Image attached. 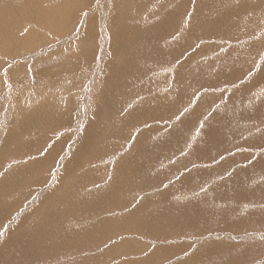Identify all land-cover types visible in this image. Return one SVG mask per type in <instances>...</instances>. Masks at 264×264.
<instances>
[{
	"label": "rangeland",
	"instance_id": "1",
	"mask_svg": "<svg viewBox=\"0 0 264 264\" xmlns=\"http://www.w3.org/2000/svg\"><path fill=\"white\" fill-rule=\"evenodd\" d=\"M78 1L80 7L72 6L74 0H11L20 6L7 7L11 25H0V47L12 51L9 56L0 51V237H5L0 247L6 245L0 248V264H264V156L260 159L258 153L264 152V0ZM136 28L141 31L135 40L129 34H136ZM122 39L129 40L131 48ZM120 76H127V84L112 95L107 82ZM139 102L147 113L139 111ZM196 115H201L199 120ZM142 116L158 126L159 133L150 140H142L148 128L139 123ZM205 127L210 130L195 136ZM96 130L103 132L98 139ZM164 130L165 142L159 135ZM91 139L95 150L98 142L99 152L106 153L93 177L86 176L85 165L88 155L97 153L87 151L78 160ZM143 141L151 150H141ZM77 149V167L72 169ZM45 158L49 164L42 163ZM222 170L225 174L219 176ZM238 170L250 177L238 175ZM196 176L204 182L193 189L175 186L189 184ZM56 177L60 187L54 207L59 217L36 213L27 225L28 217L22 216L45 195L49 199ZM85 181L89 191L77 190L76 207L64 208L59 192L78 189ZM245 186H254L256 196ZM211 189L214 200L206 197ZM199 198L201 209L194 205ZM70 220L80 221L72 225L78 227L73 231L81 237L79 247L86 239L82 251L74 254L66 249L69 244L56 246V238L65 240L71 232ZM101 221L109 225L104 224L103 235ZM49 222L52 233H42L49 229L38 225ZM18 229L25 231L16 233ZM20 234H25L22 240ZM30 234L38 239L32 242ZM100 239L104 245L98 246ZM131 249L138 255L124 256Z\"/></svg>",
	"mask_w": 264,
	"mask_h": 264
},
{
	"label": "bare ground",
	"instance_id": "2",
	"mask_svg": "<svg viewBox=\"0 0 264 264\" xmlns=\"http://www.w3.org/2000/svg\"><path fill=\"white\" fill-rule=\"evenodd\" d=\"M9 1H11V0H9ZM34 1V0H33ZM75 2H76V4H75V2H74V4L72 5V6H74V5H79V3H77V1L76 0H74ZM146 1V0H145ZM39 1H37V3H38ZM79 2V1H78ZM143 2H144V0H143ZM146 2H148V1H146ZM152 2H155L154 0L152 1ZM1 3H4V4H6L5 2H1ZM37 3H36V7H37ZM80 3H81V1H80ZM122 3V5L124 4L123 2H121ZM145 3V2H144ZM10 4V3H9ZM13 4V3H12ZM28 4V3H27ZM104 4V3H103ZM127 4V6H128V3H126ZM137 5H143V4H141V2L138 4V3H136ZM148 4V3H147ZM150 5H152V4H150ZM4 5H1L0 4V25H2V24H10L11 25V22L10 21H7V19L6 18H9V17H7L6 15H7V10L5 11V9H3L2 7H3ZM5 6H7V5H5ZM12 6V5H11ZM14 6V5H13ZM20 6V5H19ZM30 6V5H29ZM33 6H35V5H33ZM41 6V5H40ZM46 6V5H45ZM75 6V8H78V7H80V6ZM30 7H32V6H30ZM59 7V6H58ZM66 8H67V6H65ZM68 7H70V5H68ZM124 7H126L125 6V4H124ZM137 7H139V6H137ZM161 7V6H160ZM5 8V7H4ZM34 8V7H33ZM43 8V7H42ZM50 8V7H49ZM74 8V7H73ZM72 8V9H73ZM74 8V9H75ZM122 8H123V6H122ZM140 8H141V6H140ZM140 8H138V9H140ZM144 8V7H143ZM8 9H10V10H12V7H10V8H8ZM40 9V8H39ZM38 9V10H39ZM45 9V8H44ZM150 9V8H149ZM155 9V8H154ZM33 10V9H32ZM58 10V9H57ZM56 10V11H57ZM60 10H61V8H60ZM64 10V9H63ZM122 10V9H121ZM141 10H142V8H141ZM141 10H139V11H141ZM144 10V9H143ZM55 11V15H57L58 13H59V11L58 12H56ZM138 11V12H139ZM51 12V11H50ZM54 12V11H53ZM142 13V12H141ZM144 13V12H143ZM158 13H159V11H158ZM20 14H23V13H20ZM38 14V13H37ZM54 14V13H53ZM121 14H123V13H121ZM129 14V13H128ZM147 14H148V12H147ZM160 14V13H159ZM178 13H174V14H171V15H169V17H171V16H173V17H175L176 15H177ZM43 15V14H42ZM52 15V14H51ZM106 15V14H105ZM149 15V14H148ZM9 16V15H8ZM24 16H25V14H24ZM24 16H23V19H24ZM34 16V15H33ZM54 16V15H53ZM58 16V15H57ZM36 17V16H35ZM43 17H46V16H44L43 15ZM42 17V19H44ZM52 17V16H51ZM67 17V16H66ZM135 17V16H134ZM147 17V16H146ZM173 17H171L172 19H173ZM28 18V17H27ZM34 18V17H33ZM50 18V17H49ZM58 18V17H57ZM57 18L56 19H53V20H57ZM68 18V17H67ZM133 18V17H132ZM23 19H21L20 20V22H19V20H16L18 23H19V25H17V26H20L21 25V23H23ZM41 19V20H42ZM59 19V18H58ZM61 19V18H60ZM65 19L66 18H64V21H65ZM131 19V18H130ZM146 19V18H145ZM144 19V20H145ZM156 19V18H155ZM170 19V18H169ZM46 20V19H45ZM140 20V19H139ZM176 20V19H175ZM6 21V22H5ZM46 21H51V19H49V20H46ZM63 21V22H64ZM135 21V20H134ZM167 21V20H166ZM169 21V23H173V21L174 20H168ZM53 22V21H52ZM55 22V21H54ZM56 22H58V20L56 21ZM66 22V21H65ZM28 23V22H27ZM47 23H49V22H47ZM54 24V23H53ZM61 24H62V22H61ZM34 25V24H33ZM49 25V24H48ZM50 25H52V23H50ZM64 25H66V24H64ZM91 25V24H90ZM121 25H123V24H121ZM158 25H159V23H158ZM17 26H14V28H18ZM41 26V25H40ZM43 26V25H42ZM92 26V25H91ZM94 26V25H93ZM153 26V25H152ZM173 25H171V27H172ZM26 27H28V26H26ZM71 27V26H70ZM89 27V26H88ZM156 27H157V25H156ZM159 27H160V25H159ZM170 26L168 25L166 28H165V32L168 34L169 32H171V29L169 28ZM13 28V27H12ZM63 28H64V26H63ZM93 28V27H92ZM96 28V27H95ZM120 28V27H119ZM151 28V27H150ZM153 28V27H152ZM151 28V29H152ZM155 28V27H154ZM153 28V29H154ZM70 29V28H69ZM137 29V33L136 34H134L133 35V33L132 34H129V35H131V37H133V36H136V38H135V40L139 37V32L141 31L140 29H138V28H136ZM136 29H134L135 30V32H136ZM146 29V28H145ZM159 29V28H158ZM162 29V28H161ZM21 30V29H20ZM88 30V29H87ZM95 30V29H94ZM125 30H127V29H125ZM124 30V31H125ZM132 31H133V29H131ZM120 31V30H119ZM143 31V30H142ZM146 31V30H145ZM153 31V30H152ZM152 31L151 30H149V32H151L152 33ZM155 31H157L156 29H154V33H155ZM159 31V30H158ZM85 32H86V30H85ZM93 32V31H92ZM147 32V31H146ZM160 32H161V30H160ZM142 33V32H141ZM140 33V34H141ZM158 33V32H157ZM92 34V33H91ZM148 34V33H147ZM162 34H163V31H162ZM162 34L161 35H159V33H158V36L160 37V36H162ZM84 35V34H83ZM86 35V34H85ZM121 35V34H120ZM119 35V36H120ZM142 35V34H141ZM21 37V36H20ZM113 37V36H112ZM116 37V36H115ZM118 37V36H117ZM153 36H152V34H150V38H152ZM154 37H155V35H154ZM153 37V38H154ZM163 37H164V35H163ZM126 38V37H125ZM129 38H130V36H129ZM7 39V38H6ZM148 39V38H147ZM160 39V38H159ZM115 40V39H114ZM113 40V41H114ZM123 40V39H122ZM141 40H142V38H141ZM125 40H123V42H124ZM139 41V40H138ZM116 42V41H115ZM121 42V41H120ZM132 42V41H131ZM141 43V42H140ZM118 44V43H117ZM116 44V45H117ZM138 44V43H137ZM19 45V44H18ZM112 45V44H111ZM122 45V44H121ZM141 45V44H140ZM148 45H150V44H148ZM7 46V45H6ZM6 46H3V48L2 47H0V51L2 52V54H5L6 56H9V54H11L12 53V51L9 49V50H7L8 48V46L6 47ZM11 46V45H10ZM9 46V47H10ZM16 46V45H15ZM117 46H120V44H118ZM123 46V45H122ZM124 46L128 49L130 46H131V43H129V40H127L126 39V41H125V43H124ZM138 46V45H137ZM114 47V46H113ZM150 47V46H149ZM148 47V48H149ZM15 48H17V47H15ZM131 48V47H130ZM114 49V48H113ZM146 49V48H145ZM122 50V49H121ZM138 50V49H137ZM147 50V49H146ZM145 50V51H146ZM116 51V50H115ZM119 51V50H118ZM145 51H144V53H145ZM151 51V50H150ZM140 52V51H139ZM139 52L138 51H135V53L136 54H138L139 55ZM142 53H143V51H141ZM146 53H147V51H146ZM135 54V55H136ZM137 55V56H138ZM155 55V54H154ZM153 55V56H154ZM172 55V54H171ZM191 55V54H190ZM198 55H199V53H198ZM140 56H142V55H140ZM140 56H138V57H140ZM183 56V55H182ZM134 57V56H133ZM180 57V56H179ZM190 57H192V56H190ZM119 57H117V59H118ZM142 58V57H141ZM141 58H138V59H141ZM145 58V57H144ZM163 58V57H162ZM166 58V57H165ZM165 58H163V62H165ZM186 58V57H185ZM132 59V58H131ZM138 59L136 60L137 62H138ZM133 60V59H132ZM147 60V59H146ZM185 60V59H184ZM190 60V59H189ZM119 61V60H118ZM135 60H134V63L135 64H137V62H136ZM141 61V60H140ZM157 61H158V59H157ZM162 61H161V63H162ZM125 62V61H124ZM133 62V61H132ZM142 62V61H141ZM144 62H145V60H144ZM191 62V61H190ZM120 63V62H119ZM134 63H133V65H134ZM146 63V62H145ZM122 64V63H121ZM121 64H120V66H121ZM155 64V63H154ZM163 64V63H162ZM187 64V63H186ZM123 65V64H122ZM155 65H157V64H155ZM128 67V66H127ZM135 67V66H134ZM133 67V68H134ZM137 67H139V66H137ZM150 67H152V66H150ZM120 68V67H119ZM118 68V69H119ZM125 68V67H124ZM129 68V67H128ZM117 69V70H118ZM129 69H131V68H129ZM135 69H138V68H135ZM149 69V68H148ZM150 69H152V68H150ZM120 70V69H119ZM153 70V69H152ZM165 71H166V69H165ZM172 71V70H171ZM152 72V71H151ZM140 73V72H139ZM144 73V72H143ZM145 73H146V71H145ZM148 73H149V70H148ZM147 73V74H148ZM166 73H169V72H166ZM131 74V73H130ZM117 76V75H116ZM140 76V75H139ZM138 76V77H139ZM122 76H120V79L118 78V77H116V79L115 80H113V82H112V79H111V82L109 81V82H107L108 83V85H107V83H106V85L108 86V89L109 88H111V91H112V95H114L115 93H117L119 90H120V88H121V86L123 85V86H126V79H127V76L126 77H124V78H121ZM137 77V78H138ZM114 78V77H113ZM138 79H140V78H138ZM48 81H49V78H48ZM145 81V80H144ZM138 82V81H137ZM146 82V81H145ZM42 83H45V81H43V82H41V84ZM139 83V82H138ZM148 83V82H147ZM109 84H111V85H109ZM133 84H135V83H132V85ZM142 85H143V83H142ZM106 86V87H107ZM139 86V85H138ZM103 87V86H102ZM143 87V86H142ZM146 87H147V85H146ZM105 90V89H104ZM248 92V91H247ZM156 94L157 93H155L154 94V96L155 97H157L156 96ZM190 94V93H189ZM239 94H241V93H239ZM244 94V93H243ZM254 94V93H253ZM160 95V94H159ZM158 95V96H159ZM153 96V97H154ZM180 96H182V95H180ZM190 96V95H189ZM149 97V96H148ZM148 97H144L145 99H148ZM154 97V98H155ZM188 97V96H187ZM120 98V97H119ZM160 99V102H158L159 103V106L160 107H162V110H164L165 109V100H163L162 99V96H160L159 98H158V100ZM120 102H121V100H120ZM124 102H126L125 100H124ZM154 102V101H153ZM156 102V101H155ZM137 103V102H136ZM143 103V102H142ZM119 104V103H118ZM144 104V103H143ZM146 104V103H145ZM147 104H149V103H147ZM128 105V104H127ZM139 111L140 112H143L142 110H144L145 111V113H147L148 112V109L146 108V106H145V108H142L141 107V102H139ZM158 106V107H159ZM170 106V105H169ZM152 107V106H151ZM159 107V108H160ZM163 107H164V109H163ZM181 107V106H180ZM182 107H183V105H182ZM118 108L119 109H123V106H121V105H119L118 106ZM137 106H135V107H133V111L135 112V118L136 117H139L138 115H139V112L137 111ZM152 108H154V107H152ZM158 109V108H157ZM179 109V108H178ZM252 109V108H251ZM126 110V109H125ZM159 110V109H158ZM161 110V111H162ZM122 111V110H121ZM125 112V111H124ZM123 112V113H124ZM144 113V114H145ZM202 113H203V111H202ZM206 113H208V111L206 112ZM129 114V113H128ZM144 114H142L143 116H144ZM154 114V113H153ZM155 114H156V112H155ZM154 114V115H155ZM201 114V113H200ZM205 114V113H204ZM210 113H208V115H209ZM118 115V114H117ZM124 115V114H123ZM163 115V114H162ZM206 115V114H205ZM143 116H142V120L141 121H143V122H139V123H143V124H145L146 126H148V128H147V130H144L143 131V134L141 135V137H144V139H142V140H146L145 138H148L149 140H150V138L152 139L156 134H158L159 132V130H158V126L156 127V126H154L156 123H155V120L154 119H152L151 118V120H146V119H143ZM156 116V115H155ZM164 116V115H163ZM162 116V117H163ZM197 116V115H196ZM195 116V117H196ZM199 116H201V115H198L197 117H199ZM203 116V115H202ZM126 116H123V118H125ZM194 117V118H195ZM196 117V118H197ZM206 117V116H205ZM115 118V117H114ZM133 118V117H132ZM164 118V120H165V116L163 117ZM194 118L192 119V121H194ZM208 118V117H207ZM209 118H210V120H211V117L209 116ZM200 119V117L198 118V120ZM205 119V118H204ZM163 119H162V121H164ZM196 120V119H195ZM119 121H121V120H119ZM191 121V120H190ZM189 121V122H190ZM205 121V120H204ZM206 121H207V119H206ZM251 121H254V120H251ZM123 122V121H122ZM136 122V121H135ZM188 122V123H189ZM197 122V121H196ZM132 123V122H131ZM136 123H138V122H136ZM155 123V124H154ZM205 122H203V124H204ZM264 123V122H263ZM159 124V123H158ZM192 125L194 124V127H195V122L194 123H191ZM201 124H202V122H201ZM207 122H206V126H207ZM138 125V124H137ZM180 126L182 125L183 126V124H179ZM151 126V127H150ZM179 126V127H180ZM186 125H184L183 127H185ZM188 126V125H187ZM209 126V125H208ZM143 127H145V126H143ZM162 127V126H161ZM190 125H189V129H190ZM137 128V127H136ZM173 128V127H172ZM192 129H193V126L191 127ZM200 128H201V126H200ZM143 129V128H142ZM187 129H188V127L186 128V131H187ZM188 129V130H189ZM100 130V129H99ZM191 130V129H190ZM194 130V129H193ZM206 130H210V128L209 127H205V128H203V130L202 131H200V132H196V133H198V135L196 134L195 136H199V135H201L202 134V132H205ZM89 131V130H88ZM147 131H149V132H147ZM165 131L166 130H164V132H163V134H159V135H163V138H164V142H165ZM184 131H185V129H184ZM132 132V131H131ZM161 132V131H160ZM171 132V131H170ZM261 132V131H260ZM103 132L102 131H97L96 130V132H95V134H94V136H95V139H98V137H99V135H101ZM128 133H129V131H128ZM130 134V133H129ZM133 135V134H132ZM137 135H139V134H137ZM151 135H153V136H151ZM181 135V134H180ZM259 135V134H258ZM263 135V134H262ZM262 135H261V138H262ZM135 136V135H134ZM172 136H175L174 134L172 135ZM264 136V135H263ZM132 137V136H131ZM138 136H136V138H137ZM259 137V136H258ZM135 138V137H134ZM183 138V137H182ZM187 138V137H186ZM137 139H139V137L137 138ZM141 139V138H140ZM169 139H170V137H169ZM181 139V138H180ZM263 140V139H262ZM113 141V140H112ZM139 141V140H138ZM84 142V141H83ZM129 142V141H128ZM127 142V143H128ZM130 142H132V141H130ZM140 142V141H139ZM146 143H147V141H145ZM145 142L143 141L142 142V145L139 143V144H137L136 145V147L138 146V145H141V150H143V149H145V148H148L149 150H151V148H150V146H149V144H148V146L147 145H145ZM115 143V142H114ZM137 143V142H136ZM170 143H171V141H170ZM18 144V143H17ZM132 144V143H131ZM184 144V143H183ZM12 145H14V144H12ZM115 145V144H114ZM134 146H135V142H134V144H133ZM11 146V145H10ZM116 146H117V143H116ZM121 147H122V145H120ZM129 146H130V144H129ZM132 146V145H131ZM189 147V146H188ZM117 148V147H116ZM116 148H114V149H116ZM14 149V148H13ZM136 149V148H135ZM134 148H132L131 150H135ZM187 149V148H186ZM6 150V149H5ZM92 152V153H97L96 155H88V160H87V163H86V165H85V171H86V176H88V175H91V177H93L92 175H94L95 174V171H94V167L97 165V164H100V163H98L101 159V156L103 155L104 157L106 156V153H105V151H101V153L99 152L100 150H99V143L97 142V145H96V150H95V144H94V141H93V139H91V141H89L88 142V145H87V148H86V150L83 152V154L80 156V158L78 159V160H80V159H83V158H85L86 157V155L84 154L85 152ZM98 152H99V154H98ZM117 152V151H116ZM76 153H78V149L77 150H75L74 151V154H73V158H72V162L74 161V159H75V161L73 162V166H71V168L72 169H75L76 167H77V161H76V156L78 155V154H76ZM118 153V152H117ZM258 153H259V157H260V159L264 156V152L263 153H260L259 151H258ZM26 154V153H25ZM3 155V154H2ZM117 156H118V154H117ZM120 158V157H119ZM145 159V158H144ZM42 161V159L41 160H38V162H36L35 164H38V163H40ZM263 163H264V160H261ZM35 162V161H34ZM48 163L47 161H46V158H45V161H43L42 163ZM33 162H31V164H32ZM49 164V163H48ZM113 165H115V163H113ZM121 161H119L118 162V164H117V168L119 169V168H121ZM50 166V165H49ZM101 166V165H100ZM99 166V167H100ZM105 166V165H104ZM227 165H224V168L226 167ZM48 167V166H47ZM116 167H114V169L116 170ZM229 167V166H228ZM227 167V168H228ZM230 167H232V166H230ZM68 168H70V166L68 167L67 166V171H68ZM102 168H103V166H102ZM239 168H240V166H239ZM252 167H250V168H248V170H250ZM240 169H242V168H240ZM262 169V171L264 170V167H262L261 168ZM22 170V169H21ZM217 169L215 168L214 169V171H216ZM232 171V170H231ZM261 171V172H262ZM22 172H26L25 170H23ZM31 172V171H30ZM29 171H28V173H30ZM105 172V174L107 175L108 173H106V171H104ZM219 171L217 170V173H218ZM221 172V175H219V176H222L223 175V170L222 171H220ZM238 172V175H242V176H247V177H250V174H247V175H244L243 174V171L242 170H238L237 171ZM38 173V172H37ZM94 173V174H93ZM214 174V175H218V174ZM257 173V172H256ZM178 174V173H177ZM225 174V173H224ZM97 175V174H96ZM96 175H94V176H96ZM26 176V175H25ZM77 176H79V177H77ZM147 176V175H146ZM75 177H77V179L76 180H78L80 177H81V174H80V172H77L76 174H75ZM100 179V178H99ZM98 179V180H99ZM190 179V178H189ZM219 179V178H218ZM107 180H108V178H107ZM180 180V179H179ZM192 181H191V183H189V184H185V185H183V186H181V184H176L175 186L177 187V188H179V187H184V188H192L193 189V187L195 186V185H199V182H204V181H201V179H199V176H196L195 178H193V179H191ZM100 181V180H99ZM184 181L185 180H182V182H183V184H184ZM39 183H43V181H38V183L37 184H39ZM83 183V182H82ZM105 184V183H104ZM54 186L52 187V189L49 191V192H57V190H58V188L60 187V184L58 183V182H55V184H53ZM89 183H88V181H85L84 182V184H83V186L81 185L80 187H78V189L77 188H75V190H71V191H67L68 190V187H66L65 189H63V194L61 195L60 194V192H59V197L61 198V200L66 204V208H71V207H76L75 205H76V203H75V198H80V197H78L77 196V194H76V191L78 190V191H80V192H82V193H85V192H88L89 191V189H88V187H89ZM1 188V187H0ZM5 188H7V187H5ZM8 189V188H7ZM7 189H6V191L5 192H7ZM30 189V188H29ZM28 189V190H29ZM93 189H96V187H93ZM92 189V190H93ZM5 190V189H4ZM195 193V192H194ZM3 195V194H2ZM184 196H185V194H183ZM182 195V196H183ZM194 196V195H193ZM211 197L212 198V200H214L215 199V197H214V192H213V189H211L210 191H207L206 192V197ZM1 197V196H0ZM187 197H188V195H187ZM189 197H190V195H189ZM200 197V196H199ZM206 197H205V199H206ZM2 198V197H1ZM89 198H87V199H83V200H80V201H87ZM102 199H105V198H98V200H102ZM189 199V198H188ZM210 199V198H209ZM208 199V200H209ZM263 199V198H262ZM186 200V199H185ZM54 201H56V204L58 203V196L56 195V198H55V200ZM190 202V201H189ZM187 203V202H186ZM195 203V202H194ZM10 204H12V203H10ZM202 204V202L200 201V198L198 199V201L196 202V204H194L195 206H197V207H199L200 209H201V207H200V205ZM13 205V204H12ZM11 206V205H10ZM19 206V205H18ZM44 206V205H43ZM43 206H41V208L40 209H36V210H30L29 212H26V214H25V216H22V218L23 217H28L27 218V222L28 221H30V219L32 220L33 218H36V216L37 215H41L42 214V211L44 210H42V208H43ZM45 207V206H44ZM182 207V206H181ZM189 207V206H188ZM7 208H9L8 209V214H9V211H10V207L9 206H7ZM47 208V207H46ZM73 208H72V213H73ZM28 209V208H27ZM26 209V210H27ZM51 209V208H50ZM192 209V208H191ZM14 210V209H13ZM47 210V209H46ZM49 210V209H48ZM196 210V209H195ZM7 211V209L5 210V212ZM12 211V210H11ZM16 211V210H15ZM50 211V210H49ZM48 211V212H49ZM36 213H38L37 215H36ZM199 213V212H198ZM32 214H35V215H32ZM5 216V215H4ZM6 216H7V214H6ZM35 216V217H34ZM1 217H3V215L1 216ZM4 218H6V217H4ZM21 218V219H22ZM43 218V217H42ZM42 218H40V220L42 219ZM47 218V217H46ZM49 218V217H48ZM70 218H72V217H69V218H66L67 220L68 219H70ZM23 220H24V218H23ZM22 220V221H23ZM40 220H38V222L40 221ZM19 221V220H18ZM21 221V220H20ZM26 221H24V222H26ZM49 221V220H48ZM47 221V222H48ZM97 221H99V220H97ZM36 222V221H35ZM52 222V221H51ZM77 221L76 220H74V222L72 221V220H70V228H69V230L68 231H71L70 233L68 232H66L67 234H65V240H61V238H56L57 239V241H56V246H59V244H69V245H67V246H65L66 247V249H70V251H69V254H74L75 252L77 253V251H80L81 249H80V247H82V246H84L85 244H83V243H86V239H84V241H82L83 243V245L81 246V241H80V247H79V245H78V243H77V241H78V239H81V237H80V235H79V233L78 232H75L76 230H77V228H74L72 225L74 224V223H76ZM21 223V222H20ZM31 223V222H30ZM43 223H45V222H43ZM97 223V222H96ZM26 224V223H25ZM29 224V222L27 223V225ZM32 224V225H31ZM30 224V226H32L33 227V223H31ZM34 224H36V223H34ZM40 224V223H39ZM51 224V225H50ZM98 224L99 225H101V235H103L104 233H105V231H104V229H105V225L104 224H106V225H108V222H106V221H104L103 222V224H102V221L99 223L98 222ZM56 226H57V224H55ZM75 226H77V224H74ZM103 225H104V227H103ZM29 226V227H30ZM40 226H42V228H43V226L44 227H46V228H48L49 230H42L43 232L42 233H47V231H49L50 233H52V231H53V229L51 228V227H53L52 226V223H47V224H40V225H38V228L40 229ZM78 226H80V225H78ZM109 226V225H108ZM107 226V227H108ZM20 227H22V226H20ZM26 227H28V226H25L24 228L25 229H27ZM103 227V228H102ZM106 227V230L108 231V230H111V228L110 229H108ZM23 228V227H22ZM38 229V230H39ZM52 229V230H51ZM73 229H75V231H73ZM3 230V229H2ZM21 230V229H20ZM19 229L18 230H15V232L17 231H20ZM32 230V229H31ZM34 230V229H33ZM37 230V231H38ZM56 230V229H55ZM55 230H54V232H55ZM10 231V230H9ZM14 228H13V230L12 231H10V232H12V233H10V234H13L14 232ZM21 231H25V230H21ZM73 231V232H72ZM16 232V233H17ZM30 232V231H29ZM34 232H36L35 230H34ZM41 232V231H40ZM21 233V232H20ZM38 233V232H37ZM37 233L35 234L36 236H38L37 235ZM50 233H47V234H50ZM123 232H119V234H122ZM29 234V233H28ZM34 234V233H33ZM41 234V233H40ZM55 234H58V233H55ZM3 235H6V234H3ZM25 234H20V239H21V237L23 236V237H25L24 236ZM35 235H33V236H35ZM42 235V234H41ZM100 233L98 234V237H97V239H99L100 238ZM211 235V234H210ZM14 236H16V235H14ZM32 235L30 234V237H31ZM32 236V237H33ZM218 236V235H217ZM27 237V236H26ZM39 237V236H38ZM52 237V236H51ZM110 237V236H109ZM1 239H0V245H1V243H2V241L5 239V237H0ZM17 238H18V236H17ZM29 238V237H28ZM27 238V239H28ZM37 238V237H36ZM36 238H34L33 237V240L32 239H30V240H32V242L34 241V239H36ZM40 238V237H39ZM102 238V237H101ZM209 238H210V236H209ZM213 237H211V239H212ZM15 239V238H14ZM18 240V242L20 241V243H21V240ZM38 239V238H37ZM42 238H40V240H41ZM48 239V238H47ZM103 239V238H102ZM104 239H106V237H104ZM216 239V238H215ZM214 239V240H215ZM11 240V239H10ZM17 240V239H16ZM29 240V239H28ZM40 240H39V243H40ZM49 240V239H48ZM7 241V240H6ZM24 241V240H23ZM22 241V242H23ZM43 240H41V242H42ZM45 241V240H44ZM101 241H104V240H101L100 239V242H99V245L98 246H101V245H104V243L103 244H101L100 245V243H101ZM4 242V241H3ZM11 242V241H10ZM18 242H16V243H18ZM28 244L31 242V241H26ZM52 242V241H51ZM105 242H106V240H105ZM216 242V241H215ZM12 243V242H11ZM19 243V244H20ZM23 243H25V241L23 242ZM38 243V241L36 242V243H31L32 245L34 244V246H35V244H37ZM38 243V244H39ZM43 243H45V242H43ZM77 243V244H76ZM93 243H95V242H93ZM93 243H91V237L88 239V245H92ZM3 244V243H2ZM8 245H9V243H7ZM18 244V245H19ZM28 244H25V245H28ZM31 244H30V246H31ZM42 244V243H41ZM40 244V245H41ZM55 244V243H54ZM5 245V244H4ZM4 245L2 246V247H0V248H3L4 247ZM11 245H13V244H11ZM10 245V246H11ZM25 245H23V247H26ZM6 246V245H5ZM9 246V247H10ZM29 246V247H30ZM39 246V245H38ZM46 246H47V243H46ZM8 247V246H7ZM14 247V246H13ZM28 247V248H29ZM40 247V246H39ZM42 247H43V245H42ZM44 247H45V244H44ZM49 247V246H48ZM48 247H46V248H48ZM51 247V246H50ZM32 247H30L29 248V250L31 249ZM85 248V247H84ZM98 248V247H97ZM7 249V248H6ZM10 249V248H9ZM9 249H7V252H8V250ZM72 249H74V250H72ZM99 249H101V248H99ZM124 249V248H123ZM123 249H122V251H123ZM128 249V248H127ZM3 250H4V248H3ZM12 250V249H11ZM10 250V251H11ZM15 250V249H14ZM33 250V249H32ZM47 250V249H46ZM117 250H119V249H117ZM137 252H139L137 249H135ZM2 251V250H1ZM20 251H21V249H20ZM42 251V250H41ZM82 251V250H81ZM37 252H39V251H37ZM48 252V251H47ZM114 252V251H113ZM119 252H120V250H119ZM20 253V252H19ZM46 253V252H45ZM59 253V252H58ZM57 253V254H58ZM123 253V252H122ZM2 254V253H1ZM10 254V253H9ZM52 254V253H51ZM56 254V253H55ZM112 254V253H111ZM111 254L109 255V253H108V255L109 256H111ZM115 254H116V251H115ZM115 254H114V256H115ZM119 255H121V253H118ZM138 255L137 253H135L134 252V249H131L127 254H125L124 256H133V257H136V255ZM5 255V254H4ZM20 255H22V254H20ZM32 255V254H31ZM64 255V254H63ZM86 255V254H85ZM105 255H107V254H105ZM118 255V256H119ZM30 256V255H29ZM78 256V255H77ZM103 256H104V254H103ZM108 256V257H109ZM117 256V257H118ZM123 256V255H122ZM3 257V256H2ZM9 257V256H8ZM28 257V256H27ZM37 257V256H36ZM75 257V256H74ZM87 256H85V258H86ZM112 257V256H111ZM110 257V258H111ZM104 258V257H103ZM109 258V259H110ZM114 258V257H113ZM121 258H123V257H121ZM27 259V258H26ZM32 259V258H31ZM77 259V258H76ZM112 259V258H111ZM2 260V259H1ZM28 260V259H27ZM115 260H117L116 259V257H115ZM9 261V260H8ZM110 261V260H109ZM112 261V260H111ZM110 261V262H111ZM4 262V261H3ZM14 262V261H13ZM77 262V261H76ZM89 262V261H88ZM113 262H114V260H113ZM9 263V262H8ZM17 263V262H16ZM86 263V262H85ZM157 263V262H156ZM35 264V263H34ZM64 264V263H63ZM98 264V263H97ZM101 264V263H100ZM113 264V263H112Z\"/></svg>",
	"mask_w": 264,
	"mask_h": 264
},
{
	"label": "crops",
	"instance_id": "3",
	"mask_svg": "<svg viewBox=\"0 0 264 264\" xmlns=\"http://www.w3.org/2000/svg\"><path fill=\"white\" fill-rule=\"evenodd\" d=\"M31 1H33V0H31ZM8 3H6V4H4V3H0L1 5H4L2 8L3 9H7V7L8 8H10V7H12L13 5L17 8L19 5H16V4H12V2H10V1H7ZM10 3V4H9ZM33 4V3H32ZM5 5H7V6H5ZM12 5V6H11ZM34 5H36V3L34 4ZM5 7V8H4ZM19 9V8H18ZM26 15V14H25ZM44 16H46V15H44ZM2 25H6V24H2ZM1 47H3V46H1ZM27 47V46H26ZM6 57V56H5ZM222 153H225V152H222ZM222 153H219V154H222ZM218 154V153H217ZM55 182H57V177H56V179H55ZM39 184H41V183H39ZM249 186H251V184H249ZM254 186H252V189H251V187H250V189H248V186H245V188L247 189V191L248 190H250V192L251 193H253V196H256V192H254L255 191V188H253ZM27 191V190H26ZM239 191L242 193V191H241V189H239ZM238 192V191H237ZM242 195H245V194H243L242 193ZM251 196H252V194H250ZM55 198H56V192H51L50 193V196H49V199H47L46 198V195L43 197V198H41L40 200H38V203L36 204V205H34V206H32V210H35V209H40L41 208V206H43V208H42V214H44V215H47L48 214V217H51L52 215H56V216H58L59 217V215L58 214H56L55 213V211H56V209H55V207L54 206H56V201H54L55 200ZM15 207V206H14ZM47 207V208H46ZM64 208H66V206L64 205L63 206ZM51 208V209H50ZM46 209L48 210H50L49 212L48 211H46ZM41 214V215H42ZM64 219V218H63ZM65 221H67L66 219H65ZM80 222V221H79ZM79 222H77V223H79ZM76 223V224H77ZM9 230H11V229H9ZM9 230H8V232H9ZM8 234V233H7Z\"/></svg>",
	"mask_w": 264,
	"mask_h": 264
}]
</instances>
